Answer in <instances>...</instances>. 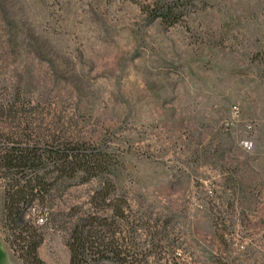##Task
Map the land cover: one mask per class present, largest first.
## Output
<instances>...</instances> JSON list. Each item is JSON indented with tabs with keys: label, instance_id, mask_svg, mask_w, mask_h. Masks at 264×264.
Listing matches in <instances>:
<instances>
[{
	"label": "rangeland",
	"instance_id": "obj_1",
	"mask_svg": "<svg viewBox=\"0 0 264 264\" xmlns=\"http://www.w3.org/2000/svg\"><path fill=\"white\" fill-rule=\"evenodd\" d=\"M165 3L178 22L159 16ZM0 88L21 92L33 141L117 161L128 204L109 233L125 264H264V0H0ZM7 181L0 169V264H25ZM98 186L60 180L53 216L29 207L43 264H69L77 216L114 219L90 202Z\"/></svg>",
	"mask_w": 264,
	"mask_h": 264
},
{
	"label": "trees",
	"instance_id": "obj_2",
	"mask_svg": "<svg viewBox=\"0 0 264 264\" xmlns=\"http://www.w3.org/2000/svg\"><path fill=\"white\" fill-rule=\"evenodd\" d=\"M157 10L168 24L181 18L177 7L171 4L158 5ZM21 98L20 91L5 94L0 88V123L26 125L19 135L7 134L4 137L0 134V138L5 139L0 140V169L1 174L8 178L5 184L6 218L12 224V243L20 258L25 264H43L38 254L43 234L32 223L23 222L29 207L37 203L42 212H50L53 216L51 195L60 180H76L80 184L99 179V186L90 202L98 211L112 207L114 219L94 211L73 219L67 239L70 261L71 264H91L110 259L125 264L121 253L113 249L115 240L109 233L116 234L118 220L124 218V204H128L126 197L116 193L118 178L111 167L117 161L110 158L104 149L86 147L80 142L33 141L32 134L28 132L29 123L20 114Z\"/></svg>",
	"mask_w": 264,
	"mask_h": 264
},
{
	"label": "crops",
	"instance_id": "obj_3",
	"mask_svg": "<svg viewBox=\"0 0 264 264\" xmlns=\"http://www.w3.org/2000/svg\"><path fill=\"white\" fill-rule=\"evenodd\" d=\"M40 257L43 259V260H47L46 259V256L42 253V251H41V249H40ZM68 260V262H69V264H70V259L68 258L67 259ZM12 261V260H11ZM21 261H19V263L18 262H14L15 264H22V263H20ZM97 264H116V263H114V262H111V261H102V262H99V263H97Z\"/></svg>",
	"mask_w": 264,
	"mask_h": 264
}]
</instances>
